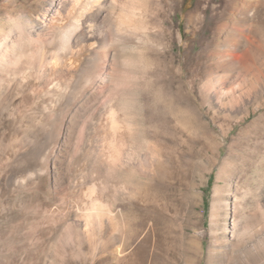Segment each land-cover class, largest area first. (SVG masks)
Segmentation results:
<instances>
[{"label":"bare ground","instance_id":"bare-ground-1","mask_svg":"<svg viewBox=\"0 0 264 264\" xmlns=\"http://www.w3.org/2000/svg\"><path fill=\"white\" fill-rule=\"evenodd\" d=\"M186 3L42 0L24 32H0V76L21 78L9 85L10 94L0 93V264H95L101 257L149 264L155 258L148 238L127 254L117 236L118 202L155 210L159 196L151 181L165 174L154 146L138 143L133 128L144 121L130 115L139 106L131 80L151 71L173 77L164 86L179 85L183 109L184 87L195 83L203 103L213 97L224 122L236 113L225 141L264 108V0H197L190 10ZM184 30L196 40H185ZM41 94L42 109L36 107ZM85 143L80 164L75 159ZM216 151L220 156L222 146ZM129 173L152 194H142L138 184L129 190ZM221 175L210 213L211 249L222 255L215 264H231L233 256L234 264L264 262V177L257 188L237 182L229 201L233 186L228 180L221 187ZM42 190L49 200L31 198Z\"/></svg>","mask_w":264,"mask_h":264},{"label":"rangeland","instance_id":"rangeland-1","mask_svg":"<svg viewBox=\"0 0 264 264\" xmlns=\"http://www.w3.org/2000/svg\"><path fill=\"white\" fill-rule=\"evenodd\" d=\"M196 1L187 0V9H192ZM41 2L42 0H1L0 32L9 29L13 30L15 35L21 34L22 29L24 32L26 26L37 19ZM153 4H149V9L154 15L156 6L154 7ZM2 10L9 14L10 19L4 16ZM181 22L185 29L186 19L181 17ZM184 39L191 43L196 40V36L184 30ZM151 72L146 75L147 78L140 76L141 79H137L139 82L131 80L129 84L131 85L129 89L137 96V106L139 105L130 115H135L136 117H132L144 121L143 125L133 128L138 135V143L142 146H154L159 156L161 155L162 170L165 174L160 179L151 181L152 185L157 186L156 194L159 196L156 197L158 205L155 210H148L145 213V210L141 212L138 209L129 208L130 201L118 202L117 207L122 211L120 212L122 226L117 231V236L123 237V243L125 242L122 245V247L125 246L123 252L127 254L136 251L148 238L151 244L150 249L156 254L155 258L151 257L153 261L151 260L149 264H215L222 257L216 248L211 249L210 213L217 178L221 173L220 186L225 187L228 184L233 186L232 192L226 191L225 199L229 198V201H232L231 196L235 193L234 188L237 182L252 188L261 185V175L264 177V108L258 109L259 111L257 110L258 112L252 114L245 122L238 123L225 141L224 129L230 121L234 123L236 113L230 114L228 122H224L221 117L222 112L214 104L213 97L208 96V102L203 103L195 83L194 87L193 83L184 87V93L188 95L189 107L183 109L179 106L181 95L179 85L173 81L169 88L164 86V82L174 78L168 75L162 78V73H158L159 76H151ZM236 77L228 76V80H235ZM0 78L2 94H10L13 89L9 85L14 86L16 79L17 81L21 79L9 76H0ZM41 96L42 94L38 96L39 101H36V107L40 109L47 103L46 99L44 103L43 95L41 103L43 107H41L39 104L42 101ZM14 103L17 105L19 99H14ZM253 107L255 106L251 108ZM87 144L85 143L83 147L85 149L76 155L75 160L80 161V164L84 163L83 159H86ZM221 146L222 154L219 156L216 150ZM141 151L143 155L147 153L146 148ZM129 174H127L129 190L132 191L134 185L138 184L142 194H152L146 187L145 181L142 183L136 175ZM228 180L231 182L228 183ZM31 198L49 200V195L42 190L38 194L36 192L31 195ZM152 213L158 220L153 219ZM105 228L107 229L105 235L108 236L111 231L108 229L110 226L106 225ZM125 248L127 251H124ZM233 257L231 264L235 261L238 263ZM98 259L95 264H114L113 261H106V257ZM249 261L244 259L241 262L264 264L259 260Z\"/></svg>","mask_w":264,"mask_h":264}]
</instances>
